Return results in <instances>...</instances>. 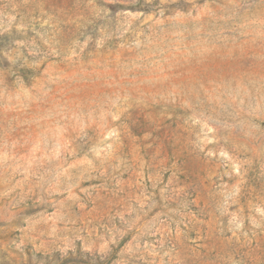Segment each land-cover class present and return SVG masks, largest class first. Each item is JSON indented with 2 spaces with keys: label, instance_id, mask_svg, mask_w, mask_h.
<instances>
[{
  "label": "rangeland",
  "instance_id": "374dc122",
  "mask_svg": "<svg viewBox=\"0 0 264 264\" xmlns=\"http://www.w3.org/2000/svg\"><path fill=\"white\" fill-rule=\"evenodd\" d=\"M0 264H264V0H0Z\"/></svg>",
  "mask_w": 264,
  "mask_h": 264
}]
</instances>
